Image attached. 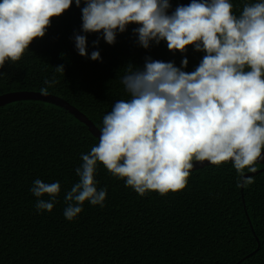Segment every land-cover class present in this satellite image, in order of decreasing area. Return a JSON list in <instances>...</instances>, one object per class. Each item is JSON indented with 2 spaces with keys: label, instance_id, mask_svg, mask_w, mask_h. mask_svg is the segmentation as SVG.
I'll list each match as a JSON object with an SVG mask.
<instances>
[{
  "label": "trees",
  "instance_id": "obj_1",
  "mask_svg": "<svg viewBox=\"0 0 264 264\" xmlns=\"http://www.w3.org/2000/svg\"><path fill=\"white\" fill-rule=\"evenodd\" d=\"M170 2L174 10L190 0ZM231 2L238 16L245 3L256 0ZM81 24L73 0L19 61L0 68V94L48 88L100 130L113 103L128 99L121 83L126 65L143 68L144 58L151 57L179 67L183 57L169 52L164 41L143 49L132 24L114 45L99 33L85 34L89 55L101 37L102 62L91 61L75 49L73 34H84ZM185 55V71L191 72L203 53L189 47ZM59 65L63 73L55 68ZM97 144L79 119L56 104L23 99L0 106V264H264L262 164L247 187H237L239 177L229 162L192 170L182 191L141 197L98 163L94 178L97 190L107 191L104 206L86 201L70 222L63 215L64 195L78 182L81 154ZM36 179L61 185L50 213L35 207L30 189Z\"/></svg>",
  "mask_w": 264,
  "mask_h": 264
},
{
  "label": "clouds",
  "instance_id": "obj_2",
  "mask_svg": "<svg viewBox=\"0 0 264 264\" xmlns=\"http://www.w3.org/2000/svg\"><path fill=\"white\" fill-rule=\"evenodd\" d=\"M81 29L74 32L81 57L102 62L100 36L87 52L88 33L114 45L129 25L137 44L149 49L166 43L182 55L174 62L144 58L143 68L126 65L121 78L127 100H117L103 117L96 146L81 154L78 182L64 195L63 215L75 219L87 201L104 206L106 189L97 190L98 163L143 197L186 188L194 162L219 166L231 162L237 187L254 183L256 165L264 160V0L245 3L237 16L231 0H74ZM84 4L81 7V4ZM73 0H0V68L21 59L34 39L43 38L54 17ZM203 53L191 72L186 52ZM63 73L64 66L55 67ZM54 81H45L51 85ZM48 95V88H41ZM38 212H52L59 182L33 181ZM47 197V198H45Z\"/></svg>",
  "mask_w": 264,
  "mask_h": 264
},
{
  "label": "water",
  "instance_id": "obj_3",
  "mask_svg": "<svg viewBox=\"0 0 264 264\" xmlns=\"http://www.w3.org/2000/svg\"><path fill=\"white\" fill-rule=\"evenodd\" d=\"M23 99H38L63 107L68 112L73 114L77 119H79L97 140L99 139V135H100L99 129L94 125V123L90 119H88V117H86V115H84L81 111H79L73 105H71L66 100L58 96L52 94H48L45 96L38 91H12V92L0 94V106L5 103H9L15 100H23ZM260 164H262V167L259 168L258 170H264V160H262ZM206 165H210V164H208L207 161L203 162L202 164L194 162L193 170ZM251 174L253 173H247V175H251Z\"/></svg>",
  "mask_w": 264,
  "mask_h": 264
}]
</instances>
